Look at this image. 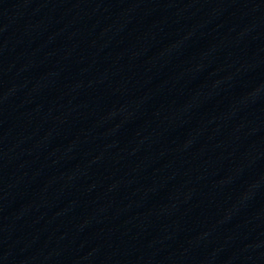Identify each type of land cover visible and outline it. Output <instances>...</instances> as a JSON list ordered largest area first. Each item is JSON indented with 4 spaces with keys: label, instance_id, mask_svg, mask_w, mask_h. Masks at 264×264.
<instances>
[{
    "label": "water",
    "instance_id": "95a60500",
    "mask_svg": "<svg viewBox=\"0 0 264 264\" xmlns=\"http://www.w3.org/2000/svg\"><path fill=\"white\" fill-rule=\"evenodd\" d=\"M0 264H264V0H0Z\"/></svg>",
    "mask_w": 264,
    "mask_h": 264
}]
</instances>
